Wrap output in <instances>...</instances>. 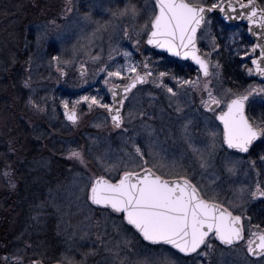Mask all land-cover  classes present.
I'll list each match as a JSON object with an SVG mask.
<instances>
[{"label":"rangeland","instance_id":"374dc122","mask_svg":"<svg viewBox=\"0 0 264 264\" xmlns=\"http://www.w3.org/2000/svg\"><path fill=\"white\" fill-rule=\"evenodd\" d=\"M147 1L140 0L139 3L146 4ZM48 2H51L50 8H47ZM129 2L136 3L134 0H79L77 7L73 5L72 10L78 14L74 15L75 18L72 16L65 20L69 13L61 9L58 0H0V66L4 58L7 59V72L15 68L19 86L25 92L28 89V98L44 108L43 111L36 109L28 99L29 111L24 121L31 126L36 137L43 140L41 144L46 151L33 161L32 168L30 166L32 173L27 180H22L17 172L11 176L10 180L16 187L10 194V197L13 196L12 201L10 199L12 205L7 210L0 205V257L16 254L23 257V264H29L30 260H42L48 264L55 263L62 254L79 261L81 253L94 249L95 254L87 256L86 264H110L112 256L106 247H112L121 239L113 227L114 223L120 225V216L92 205L81 189L89 175L102 172L103 166L97 157L107 163L127 160L125 151H131L125 142L127 137H133L142 148L150 143L167 160L179 158L183 154L181 162L202 185L217 178L212 188L221 199H232L235 189L251 183V174L245 177L241 171L237 176H230L224 170L226 159L242 156L227 152L219 135L215 139L214 149H211L209 130L219 133L222 127L217 120L206 121V117L212 116V113L206 112L200 105L202 93L199 91L180 90L177 97L169 99L170 94L149 83L146 88L136 91L126 103L125 114L129 110L134 113L141 110L145 112L144 117L137 116L131 122L126 117L124 126L129 129L127 133L113 128L103 109L93 108L89 111L83 103L78 106L82 116L76 125L65 120L61 99L74 100L84 94L95 95L96 89H100L102 95L106 89L102 83L104 74L94 75L95 70L101 63H112L108 61L110 52L116 62L124 63V58L113 49L131 51L134 62L142 60L144 56H150L158 65L163 62V68L158 71H170L183 78L197 76L194 68L193 71L188 68L189 63H179L173 68L171 63L163 61L167 58L162 60L153 57L144 48L143 41L140 52L135 51L132 41L123 35V31L127 28L129 35L134 36L136 26L145 18L144 13L135 20L129 16L112 15ZM34 13L42 14L43 18L37 16V22L33 24ZM211 21L213 34H219L229 50L235 48L230 37L237 32V40L240 41L242 30L224 28L215 18ZM40 33H45L46 38L38 42L37 35ZM200 42L203 51H206L209 41ZM89 55H99L101 59L94 62L89 59ZM53 56L60 57L66 75L61 76L57 72L56 63L51 60ZM212 59L219 60V56L214 53ZM64 60L70 63L64 65ZM80 63H84L88 70L83 78L88 83H83L79 76ZM220 71L219 83L213 79L212 86L217 89L231 88L223 76L222 68ZM244 74L246 78L252 77L246 71ZM29 76L30 86L25 87L23 81ZM164 79L169 86L175 84L168 77ZM103 100L107 99L103 97ZM9 105L12 106L11 103ZM177 105L182 108L181 112L176 111ZM255 105H261L259 98ZM263 113H260L258 120L264 118ZM188 121L191 122L189 134L192 142L205 149L206 154L208 150L212 152V166L206 170L199 168L197 158L185 142L182 129ZM9 122L3 126L0 118V131H4L8 125V130L14 132L11 117ZM97 124L101 127H96ZM70 148L83 151L86 166L67 157ZM20 158L18 155L14 157L15 160ZM3 160L0 157V162ZM257 164L259 166V161ZM0 182L4 184L2 177ZM4 192L0 194V199L4 197ZM257 202L250 203L248 210ZM37 212H41V215L34 219ZM127 231L134 245V251L127 252L131 260H151L153 254L159 251L133 234L130 228ZM213 243L215 248L208 257L194 260L191 256L180 254L177 257L179 264H197L198 260L200 264H260L259 258L250 257L242 245L229 248L218 241ZM165 250L175 252L169 246ZM124 254L121 253L122 256Z\"/></svg>","mask_w":264,"mask_h":264},{"label":"snow or ice","instance_id":"6c2138e0","mask_svg":"<svg viewBox=\"0 0 264 264\" xmlns=\"http://www.w3.org/2000/svg\"><path fill=\"white\" fill-rule=\"evenodd\" d=\"M72 10V0H66L63 11L70 13ZM214 12L219 13L226 22L246 21L247 34L252 42H239V33L234 32L230 39L236 47L232 51L240 57L247 75L264 79V6L257 0H151V7L144 13L143 21L136 26L135 35L130 36L127 28L123 35L132 41L137 52H140L143 41L153 49H162L172 56L194 62L197 76L183 78L170 71H158L150 56L134 62L131 51L113 49L124 58V63L116 62L110 52L108 61L112 63H101L94 72L97 76L104 74L102 83L111 102H104L100 89H96L95 95L84 94L74 100L61 99L63 115L76 125L82 116L78 106L83 103L89 111L93 108L103 109L111 126L127 133L129 129L124 126L126 117L131 122L137 116L144 117L145 112L141 110L134 113L129 110L125 114V101L129 100V94L137 85L151 83L170 94L169 99L177 97L180 90L202 93L200 105L206 112L212 113V116L206 117V121L214 119L222 125L219 133L209 130L211 149H214L218 135L222 145L241 154H249L258 141L264 145V118L257 120L248 114L257 103V98L264 106V84H249L237 90L212 86L213 79L219 83L222 68L218 59H212L214 53L220 55L221 48L212 32L210 16ZM112 15L129 16L135 20L141 15V9L129 2ZM45 38V33L37 35L38 42ZM198 40L209 41L206 51L198 46ZM245 57L250 60L251 67L243 63ZM89 59L96 62L101 57L89 55ZM51 60L56 63L57 72L61 76L66 75L60 57L53 56ZM62 63L67 65L70 61L64 60ZM87 71L85 64L80 63L78 73L83 83H88V80L83 79ZM165 77L175 84L169 86L165 83ZM30 80L31 76L23 81L25 87L30 86ZM29 103L40 111L44 110L31 98ZM176 111L181 112L182 108L177 105ZM190 123L188 121L183 125L185 142L197 158L199 168L206 170L212 166V152L208 150L206 154L205 149L192 142ZM95 126L101 127L100 124ZM125 142L131 148L130 152L125 151L127 160L107 163L97 157L103 166L102 172L89 175L81 189L92 205L101 206L120 216V225L114 223L113 227L121 239L112 247H106L112 256L110 264H179L177 257L180 254L202 260L214 250L213 241L229 248L242 245L249 255L258 257L260 264H264V222L253 223L252 216L248 214L250 203L259 201L264 205V153L258 154L256 159L249 156L248 159L237 157L224 161V170L230 176H237L243 171L245 177L250 174L252 177L250 184H242L235 189L232 199L224 200L212 188L217 178L202 185L181 162L183 154L179 158L167 160L150 143L142 148L133 137H127ZM67 157L86 166L83 151L79 148H70ZM4 175L8 176L9 172L6 171ZM9 185L15 188L11 180ZM40 215L41 212H37L34 219ZM129 228L133 234L159 250L151 260H131L128 257L127 252L134 251L127 231ZM167 246L176 251H166ZM122 252H125L123 256ZM90 254H95V250L81 253L79 261L62 254L56 264H86ZM0 264H23V257L6 254L0 257ZM29 264H43V261L30 260ZM197 264H200L199 260Z\"/></svg>","mask_w":264,"mask_h":264},{"label":"trees","instance_id":"16d2710c","mask_svg":"<svg viewBox=\"0 0 264 264\" xmlns=\"http://www.w3.org/2000/svg\"><path fill=\"white\" fill-rule=\"evenodd\" d=\"M216 21L224 27L222 21L219 19ZM216 37L217 42L221 45L219 62L222 65L223 76L226 78L228 85L234 90L247 87L250 84V80L246 78L244 68L238 61L239 58L231 49L229 50L225 47L224 40L221 39L219 34H217ZM188 66V68L193 71V68L190 67V65ZM8 67L9 61L4 58L0 66V118H2L3 126H6L11 117V124L15 132L8 130L10 122L4 131H0V157L2 160L4 157L3 162H0V177L4 180V184L0 182V194L8 187V190H10L9 194L8 190L7 193L4 192V197L0 199V205H2L5 210L11 207L12 204L10 203V199L12 201L13 196L10 197V194L16 190V187L13 188L9 185L12 174L17 172L22 180H27V177L32 173L30 166L32 168L33 161L46 152L41 144L43 140L36 137L31 126L24 121V116L29 111V105H27L29 104L28 89L25 92L24 88L22 89L19 86L20 83L17 81L16 74H14L15 68L7 72ZM17 86H19L18 89L16 88ZM9 103L12 104L11 107ZM13 117L14 119H12ZM18 117H20V120H17ZM10 136L12 138H10ZM16 155L21 157L20 160L14 159ZM6 171L9 172L8 176L4 175ZM16 185L17 187L19 186L17 183Z\"/></svg>","mask_w":264,"mask_h":264},{"label":"flooded vegetation","instance_id":"af4514ba","mask_svg":"<svg viewBox=\"0 0 264 264\" xmlns=\"http://www.w3.org/2000/svg\"><path fill=\"white\" fill-rule=\"evenodd\" d=\"M59 1V3H60V6L62 7L61 9H63L64 8V6H65V3H66V0H58ZM136 3V6L139 8V9H141V13H145L146 11H147V9L148 8H150L151 7V0H148L147 1V3L146 4H142V3H139V1L140 0H134ZM258 1V3L260 4V5H262V6H264V0H257ZM77 3H79V0H72V5H74V7H77ZM148 6V7H147ZM51 7V2H48V4H47V8H50ZM78 13L76 12V11H71L70 13H69V15H67L66 17H65V20H67L68 19V17H72L73 16V18H75V16L74 15H77ZM80 14V13H79ZM34 15H35V19L33 18V20H35V21H33L32 23L34 24V23H36L37 21H36V19H38V17L37 16H41L42 18H43V16H42V14H40V15H38L37 13H34ZM81 15V14H80ZM213 18H215L216 20L217 19H220V17L217 15V13H212L211 14V16H210V19H213ZM221 21H222V23H223V25H224V28L225 27H229V28H239V29H241L242 30V37H241V40L239 41V42H241V43H244V44H250L251 42H252V39L249 37V35L247 34V25L245 24V23H237V24H231V23H227V22H225L224 20H222V19H220ZM200 34L198 33V36H199ZM225 44V43H224ZM198 46L201 48V50L203 51V47H202V45H201V42H200V40H198ZM144 48L146 49V51H148L149 53H151L152 54V56L153 57H155V58H161L162 57V60L164 59V58H167V60H163V61H168L169 63H171V67H177V66H179V63H183V64H188L189 63V65H190V67H192V68H194L195 69V67L192 65V63L191 62H189V61H182V60H178V59H173V58H171V57H169V56H167V55H165V54H163V53H160V52H158V51H155L151 46H148V45H145L144 44ZM228 49V48H227ZM237 56V55H236ZM239 59H238V61L242 64V62H241V59H240V57L239 56H237ZM243 63H246V64H248V66H250L251 67V64H250V60L247 58V57H245L244 58V61H243ZM154 66L156 67V69L157 70H160L159 68H163V62L160 64V65H158V63L156 62L155 64H154ZM173 70H175V69H173ZM176 72H177V70H175ZM194 71H196V69L194 70ZM177 73H179V72H177ZM249 80H250V84H252V83H254V84H264V81H261V80H259L258 78H256L254 75L251 77V78H248ZM117 82H119V81H117ZM149 85V83L148 84H145V85H143V86H138L136 89H133L132 90V93L131 94H129V99L131 98V96L136 92V91H138L139 89H142V88H146L147 86ZM92 88H95V86L94 87H92ZM106 93V89H105V91L104 92H102V95H103V97L105 98V99H107L106 101L104 100V102H111V98H110V95H107V94H105ZM128 101V100H127ZM127 101H125V107H126V103H127ZM259 106V107H258ZM125 107H124V112H125ZM79 112V111H78ZM263 113L264 112V106H261V105H253L252 106V108L249 110V112H248V114H249V116L250 117H255L257 120H258V118L260 117V113ZM264 114V113H263ZM218 123V122H217ZM110 125H111V121H110ZM220 125V124H219ZM220 127H222V125H220ZM224 149L225 150H227V152H230V153H233V154H236V155H240V156H242V157H246V158H249V156L252 158V159H256L257 158V156H258V154H262V153H264V145H262V144H260V142L258 141V142H256L255 144H254V146H253V148L250 150V153L249 154H241V153H237L235 150H230V149H227V147L224 145ZM50 157H48V159H49ZM248 214L249 215H251L252 216V219H253V223H258V222H264V205H262L260 202H257L256 204H254V206L252 207V208H250L249 210H248ZM262 226H264V223H262ZM250 257H252V258H258V257H253V256H251L250 255Z\"/></svg>","mask_w":264,"mask_h":264},{"label":"water","instance_id":"95a60500","mask_svg":"<svg viewBox=\"0 0 264 264\" xmlns=\"http://www.w3.org/2000/svg\"><path fill=\"white\" fill-rule=\"evenodd\" d=\"M257 3H258V1H257ZM214 13H217V12H214ZM218 15H219V17L222 19V17H221V15L219 14V13H217ZM223 20V19H222ZM226 22V21H225ZM227 23H231V24H237V23H245L246 24V21H229V22H227ZM152 47V46H151ZM155 51H158V52H160V53H163V54H165V55H168V56H171L172 58H174V59H181V60H185V59H183V58H181V57H175V56H172L170 53H167V52H165L164 50H162V49H154ZM187 61H190V60H187ZM192 62V61H191ZM193 63V65L197 68V66L194 64V62H192ZM256 78H258L259 80H261V81H264V79H261V78H259V77H257V76H255ZM138 86H140V85H137V87ZM66 118V117H65ZM67 120V119H66ZM68 121V120H67ZM220 123V122H219ZM230 150H232V149H230ZM96 206V205H95ZM97 207H101V206H97ZM43 264H45V263H43ZM49 264H56V262L55 263H49Z\"/></svg>","mask_w":264,"mask_h":264}]
</instances>
